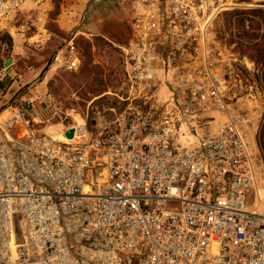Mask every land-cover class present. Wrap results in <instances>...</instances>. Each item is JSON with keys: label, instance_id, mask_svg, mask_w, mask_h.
<instances>
[{"label": "built area", "instance_id": "1", "mask_svg": "<svg viewBox=\"0 0 264 264\" xmlns=\"http://www.w3.org/2000/svg\"><path fill=\"white\" fill-rule=\"evenodd\" d=\"M30 1L0 0V29ZM107 1L132 9L115 117L91 124L50 91L0 111V264H264L256 115L209 37L224 1ZM76 38L46 73L80 69Z\"/></svg>", "mask_w": 264, "mask_h": 264}, {"label": "rangeland", "instance_id": "2", "mask_svg": "<svg viewBox=\"0 0 264 264\" xmlns=\"http://www.w3.org/2000/svg\"><path fill=\"white\" fill-rule=\"evenodd\" d=\"M223 1L225 9L213 19L209 37L222 52L218 68L226 78L228 97L256 115L257 171L260 187H264V156L259 145V133L264 124V66L253 60L255 52L249 48V39L243 36L244 30L264 33V19L262 14L239 13L264 10V0ZM99 7L96 22L90 24L85 18V10H78L77 25L82 27L74 26L67 30L62 20L64 17L60 15L67 8L64 0H33L6 29H0V77L5 75L0 82V111L16 95L33 97L50 91L66 107L89 115L90 119L95 117V122L106 124L115 117V112L108 106L113 103L116 108L121 106L116 93L121 90L123 66L117 44L128 38L132 9L129 3L108 5L101 10ZM242 17L245 18L243 26L240 24ZM258 23L261 24L260 29L255 28ZM6 34L10 35L11 41ZM74 35H77L76 43L82 56L80 69L58 68L46 73L65 41ZM97 37H103L109 44L102 43ZM87 41L93 44L94 56L89 67L98 65L102 70L97 79L94 73L81 72L85 65ZM100 77L105 80L104 85L99 82ZM91 85L101 90L88 92L87 97L82 98V92L88 91ZM62 128L54 123L47 127V132L57 138L61 136ZM261 207L264 208V200Z\"/></svg>", "mask_w": 264, "mask_h": 264}, {"label": "trees", "instance_id": "3", "mask_svg": "<svg viewBox=\"0 0 264 264\" xmlns=\"http://www.w3.org/2000/svg\"><path fill=\"white\" fill-rule=\"evenodd\" d=\"M247 12L253 13L254 15L262 14V18L264 19V10H262V9H253V10H248V11H239V13H247ZM244 21H245V18L242 17L240 19V24L242 26L245 25ZM263 24H264V22H263ZM258 25L259 26L256 25L257 27H255V28H259L260 29L261 24L258 23ZM6 36L9 39V41L12 40L10 35L6 34ZM243 36L249 39L248 40L249 48L252 49L255 52L254 53L255 58L253 60L256 63L261 64V65L264 66V33L259 34L258 32H250V31L244 30L243 31ZM258 38L260 39L259 41L257 40ZM97 40L101 41L102 43L109 44V42L106 41L103 37H97ZM92 46H93V44L90 41H87L86 49H84V62H85V65L82 68L81 72H83V73H87V72L94 73L95 74V79H97V78H99L98 75L102 74V72H101L102 70L99 69L100 67L98 65H92L91 68L89 67V65H91L93 63V60H94V56H93V53H92ZM263 80H264V69H263ZM99 82L101 84H103V85L105 84V80L103 79V77H100ZM100 90L101 89L96 88L94 85L93 86L91 85V87H89L88 91H83L82 92L81 97L82 98L83 97L86 98L88 92L97 93ZM114 104L115 103H113L112 105L108 106V108L114 106ZM105 110H106V108H105ZM95 120L96 119L94 117L93 119L90 120V123L91 124L94 123ZM259 145H260L262 154L264 156V124L262 125L260 133H259Z\"/></svg>", "mask_w": 264, "mask_h": 264}, {"label": "crops", "instance_id": "4", "mask_svg": "<svg viewBox=\"0 0 264 264\" xmlns=\"http://www.w3.org/2000/svg\"><path fill=\"white\" fill-rule=\"evenodd\" d=\"M107 2V0H64V7L66 4L67 8H64L65 10L61 12L60 15L64 17L62 20L64 22L65 28L68 30L73 28L74 26H78V28L82 27L81 25H77L79 24L78 10H85V18L89 20L90 24L96 22L98 18V6H100L99 10H101V8L105 9L107 8ZM111 5H114V3L110 4V6Z\"/></svg>", "mask_w": 264, "mask_h": 264}, {"label": "bare ground", "instance_id": "5", "mask_svg": "<svg viewBox=\"0 0 264 264\" xmlns=\"http://www.w3.org/2000/svg\"><path fill=\"white\" fill-rule=\"evenodd\" d=\"M74 118L79 124H82V123L84 124L85 123L84 119L80 115H78L77 113L74 114ZM56 124L63 126L61 123H56ZM55 139H57L59 141H66V142H70L71 141V140H67L64 137L63 133H61V136H59V137H57ZM262 199L264 200V187H260L259 186L257 188V193H256V203H255L256 207H255V209H256V211H258L260 213H264V208L261 207V204H263V200Z\"/></svg>", "mask_w": 264, "mask_h": 264}, {"label": "water", "instance_id": "6", "mask_svg": "<svg viewBox=\"0 0 264 264\" xmlns=\"http://www.w3.org/2000/svg\"><path fill=\"white\" fill-rule=\"evenodd\" d=\"M8 65V62L6 61L5 62V66ZM74 132H75V129L74 128H70L67 132H66V136L68 138H73L74 137Z\"/></svg>", "mask_w": 264, "mask_h": 264}]
</instances>
